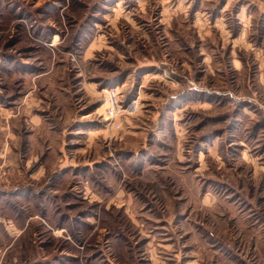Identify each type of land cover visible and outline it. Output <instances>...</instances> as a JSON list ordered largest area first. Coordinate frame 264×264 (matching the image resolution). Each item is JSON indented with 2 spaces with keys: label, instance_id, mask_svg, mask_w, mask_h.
<instances>
[{
  "label": "rangeland",
  "instance_id": "obj_1",
  "mask_svg": "<svg viewBox=\"0 0 264 264\" xmlns=\"http://www.w3.org/2000/svg\"><path fill=\"white\" fill-rule=\"evenodd\" d=\"M263 63L264 0H0V264H264Z\"/></svg>",
  "mask_w": 264,
  "mask_h": 264
},
{
  "label": "crops",
  "instance_id": "obj_2",
  "mask_svg": "<svg viewBox=\"0 0 264 264\" xmlns=\"http://www.w3.org/2000/svg\"><path fill=\"white\" fill-rule=\"evenodd\" d=\"M258 2H259V0H258ZM260 6H262V4L260 5ZM243 8V9H242ZM241 9V12H240V14L241 15H243V13H244V7H242ZM263 65H264V63H263ZM262 65V66H263ZM260 80L263 82V86H264V72H263V74L262 75H260ZM1 112V111H0ZM3 112V111H2ZM14 112L13 111H11V112H8L7 113V115L5 116V120H4V122H3V127H2V132H1V135L2 136H6V135H9V134H7L8 132L7 131H9V126H10V120H12V118H14ZM4 143V142H3ZM3 143H2V147L4 148V146H3ZM31 159H32V156H31V158H27L26 159V165H25V169H26V167L27 168H29V164H30V162H31ZM7 166H8V168H9V166H10V168H9V175H10V182L11 183H14L15 181L14 180H12L13 179V177H11V176H14L15 177V175H16V170H15V165H14V163L13 162H10L9 161V163H7ZM35 168H33V170H34ZM30 170V169H29ZM36 171H31L30 170V172H29V178H31L32 179V181L34 182V181H38V182H40V178L42 177V171H43V166L42 165H40L38 168H36L35 169ZM19 171V170H18ZM17 171V172H18ZM19 174L21 173V172H18ZM24 173H25V170H24ZM42 178H44V176L42 177ZM12 180V181H11ZM29 184H32V182H28ZM18 189V188H17ZM30 188H25V187H23L22 189H18L17 191H15V189H12L13 191H11L12 192V194H14V192H16V194H17V196H19V195H25V194H27V192H29L28 190H29ZM56 190H54V192H57V190H58V188H55ZM3 190V189H2ZM49 190H51V189H49ZM8 191L9 190H7V192L6 191H0V196H4V195H6V194H8ZM46 191H48V190H46ZM45 191V192H46ZM4 192H6V193H4ZM32 191H30V193H31ZM45 194V193H44ZM34 217H36L37 216V214H34L33 215ZM31 217L32 216H29V218H28V221L30 222L31 221ZM26 224V227H27V225H29L28 224V222L27 223H25Z\"/></svg>",
  "mask_w": 264,
  "mask_h": 264
},
{
  "label": "built area",
  "instance_id": "obj_3",
  "mask_svg": "<svg viewBox=\"0 0 264 264\" xmlns=\"http://www.w3.org/2000/svg\"><path fill=\"white\" fill-rule=\"evenodd\" d=\"M108 96H109V100H110V108H109V116L110 117H114L115 115H117L118 113H120L122 110H126L129 111L132 108L136 107V104L134 102H130L125 109L121 107V105L119 104V101L117 99L116 93L115 91H108Z\"/></svg>",
  "mask_w": 264,
  "mask_h": 264
}]
</instances>
